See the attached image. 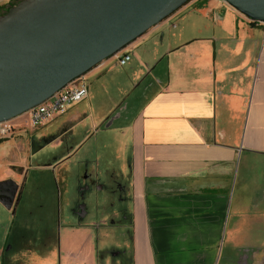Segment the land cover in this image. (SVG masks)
Returning <instances> with one entry per match:
<instances>
[{"label": "crops", "instance_id": "obj_1", "mask_svg": "<svg viewBox=\"0 0 264 264\" xmlns=\"http://www.w3.org/2000/svg\"><path fill=\"white\" fill-rule=\"evenodd\" d=\"M118 72L126 78L112 77ZM83 78L87 97L64 113L37 127L26 115L11 120L12 135L0 140V216L9 219L40 191L38 173L48 174L52 204L57 195L64 205L72 179L105 188L83 165L71 172L64 158L73 148L36 165L17 154L4 159L23 149L15 142L23 132L87 122L78 143L89 157L94 132L95 161H113L128 240L115 237L113 221L86 224V208L62 224L47 254H10L2 236L0 264H264V27L223 0H189Z\"/></svg>", "mask_w": 264, "mask_h": 264}, {"label": "water", "instance_id": "obj_2", "mask_svg": "<svg viewBox=\"0 0 264 264\" xmlns=\"http://www.w3.org/2000/svg\"><path fill=\"white\" fill-rule=\"evenodd\" d=\"M188 1L19 0L0 14V122L44 102ZM223 1L264 21V0ZM87 190L79 188L72 208L79 218Z\"/></svg>", "mask_w": 264, "mask_h": 264}, {"label": "rangeland", "instance_id": "obj_3", "mask_svg": "<svg viewBox=\"0 0 264 264\" xmlns=\"http://www.w3.org/2000/svg\"><path fill=\"white\" fill-rule=\"evenodd\" d=\"M18 0H0V14L10 4L16 3ZM167 28V27H165ZM147 73H143L136 81L141 84L138 88L143 86L148 78ZM117 77L119 80L126 78V72H118L112 77ZM147 78V79H145ZM111 84L115 85L114 81ZM90 89V84L87 82ZM110 87V86H109ZM134 91V92H133ZM134 85L126 94L123 102L127 100V97L132 92L135 93ZM130 92V93H129ZM25 117V116H23ZM58 124V122H55ZM55 124V126L57 125ZM101 129H104L105 124L102 125ZM50 124L39 127L37 130L32 132H23L21 137L17 138L15 142H19L23 146V149L18 151L17 148L7 150L4 159H17L18 158L29 159L31 165L45 163L52 159H58L62 154L71 151V155L64 158L70 159L69 168L73 174H78L80 165L88 168V172H93L95 177L105 186L103 189H98L97 186L90 184L88 191L84 196V202L86 208L89 211L88 215L82 220L91 225L96 230L95 225H100L101 221L109 222L113 221V233L118 239L128 240V225L124 219V210L126 209L127 200L125 199L124 193L121 191L123 182L121 179H116L110 172L111 166L114 163L106 164V161H95L96 158V142L94 132H90L92 137L90 149H88V156L85 157L83 153L87 149L85 146L80 147L79 140L83 136L84 130L87 127V122L77 123V121L71 123L68 127L64 128L62 133L57 128H52ZM98 131L99 128H98ZM114 133L106 136L108 143H113L117 136L115 130ZM104 130H101V137H103ZM105 139V140H106ZM5 144V143H4ZM113 145V144H112ZM2 145H0L1 147ZM75 146V147H74ZM16 155V156H17ZM84 156V157H83ZM109 159H114L110 154L106 155ZM84 159H91L92 161H86ZM82 163V164H80ZM88 166V167H87ZM108 171L106 170V167ZM37 183L40 191L32 196H29L27 200L23 198L21 206L18 210L12 214L9 219L6 217L9 214L0 216V243H3L2 236L6 239V248L12 247L13 249L10 254L15 255H27L31 250L36 249L41 254H47L48 250L56 245L58 248L60 241V227L65 222L72 221V208L77 204L79 200V185L72 179L71 190L68 195L60 199L64 205L59 204V198L57 195L54 197V204L50 203V194L48 189L50 188V182L48 174L45 172L37 174ZM32 179V178H31ZM30 181H27L25 190L31 189ZM25 193V197H26ZM28 195V194H27ZM30 200V201H28ZM66 200L69 201V205L66 204ZM73 201V202H72ZM42 204V206L40 205ZM14 217V221L12 220ZM101 227L103 225H100ZM100 235V234H99Z\"/></svg>", "mask_w": 264, "mask_h": 264}, {"label": "built area", "instance_id": "obj_4", "mask_svg": "<svg viewBox=\"0 0 264 264\" xmlns=\"http://www.w3.org/2000/svg\"><path fill=\"white\" fill-rule=\"evenodd\" d=\"M248 20L253 24L264 27V21ZM128 59L129 55L124 54L119 58V63L124 64ZM87 94V85L82 75L69 82L44 102L22 114L26 115L25 123L30 127L41 126L57 115L64 113L70 105L85 99ZM13 130L14 125L11 120L0 122V140L10 137Z\"/></svg>", "mask_w": 264, "mask_h": 264}, {"label": "trees", "instance_id": "obj_5", "mask_svg": "<svg viewBox=\"0 0 264 264\" xmlns=\"http://www.w3.org/2000/svg\"><path fill=\"white\" fill-rule=\"evenodd\" d=\"M18 1H19V0H18ZM18 1H17V2H18ZM17 2H16V3H17ZM14 4H15V3H14ZM12 5H13V4H10V5H9V6H8L3 12H1V14L5 13V12L7 11V9H8L10 6H12ZM0 8H1V7H0Z\"/></svg>", "mask_w": 264, "mask_h": 264}, {"label": "flooded vegetation", "instance_id": "obj_6", "mask_svg": "<svg viewBox=\"0 0 264 264\" xmlns=\"http://www.w3.org/2000/svg\"><path fill=\"white\" fill-rule=\"evenodd\" d=\"M79 202H80V201H79ZM79 202H78V203H79Z\"/></svg>", "mask_w": 264, "mask_h": 264}]
</instances>
